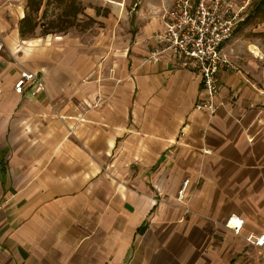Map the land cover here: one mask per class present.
<instances>
[{
	"label": "crops",
	"instance_id": "crops-1",
	"mask_svg": "<svg viewBox=\"0 0 264 264\" xmlns=\"http://www.w3.org/2000/svg\"><path fill=\"white\" fill-rule=\"evenodd\" d=\"M75 1L107 29L45 33L47 1L0 0V264H264V57L239 37L260 0L222 50L214 117L199 74L147 61L173 0H134L132 33L122 3ZM29 75L44 89L17 94Z\"/></svg>",
	"mask_w": 264,
	"mask_h": 264
},
{
	"label": "built area",
	"instance_id": "built-area-1",
	"mask_svg": "<svg viewBox=\"0 0 264 264\" xmlns=\"http://www.w3.org/2000/svg\"><path fill=\"white\" fill-rule=\"evenodd\" d=\"M250 3L251 0H244L243 5L239 6L235 0H173V7L165 14V30L156 36L159 46L147 59L148 62H159L165 54L170 53L186 68L199 74L202 95L195 109L210 117L216 116L222 106L217 99L219 75L221 69L229 64L222 56V50L239 30ZM2 51L0 41V54ZM31 83L37 84L38 89H44L40 77L29 75L16 84L17 94L22 95ZM190 183V180L183 183L178 197L187 215L191 214L188 198ZM242 225L241 221L235 226L236 233L241 231ZM255 245L264 258V235L258 238Z\"/></svg>",
	"mask_w": 264,
	"mask_h": 264
},
{
	"label": "rangeland",
	"instance_id": "rangeland-1",
	"mask_svg": "<svg viewBox=\"0 0 264 264\" xmlns=\"http://www.w3.org/2000/svg\"><path fill=\"white\" fill-rule=\"evenodd\" d=\"M45 1H47L46 15L43 20L44 23L42 24L45 27L43 29L45 33H58L64 31L66 29L65 27L69 26V24L75 20L78 30L81 28H84V30L86 28H92L93 31L99 32L101 31L99 30L101 26L107 29V24L98 23L89 18V16L83 15V17L78 20L77 15L83 13L84 10L81 4L75 1L77 5L73 2L74 0ZM112 1L122 3V6L119 5V12H116L117 15L120 14L118 19L120 20L119 24L123 26L121 20H125L126 22V29L122 27V31L132 33L135 29L132 23V16L135 15V10L137 9L134 0H88L87 5H89V8L95 10V13L103 14L107 17L111 15V10L114 8L113 6H115L112 4ZM123 15L125 17H123ZM128 16L130 21L127 20ZM239 33V37H241L244 43L258 47L262 51V56L264 57V16L262 14L256 13L255 17L243 26Z\"/></svg>",
	"mask_w": 264,
	"mask_h": 264
},
{
	"label": "trees",
	"instance_id": "trees-1",
	"mask_svg": "<svg viewBox=\"0 0 264 264\" xmlns=\"http://www.w3.org/2000/svg\"><path fill=\"white\" fill-rule=\"evenodd\" d=\"M44 0H30V5H31V10L34 13H39V11L42 8ZM255 13L262 14L264 16V0H260L256 5H255ZM31 19L27 16L26 19L24 20L23 27L21 29V32L23 35H26L27 33L32 32L36 26H34V29L28 27V22H30Z\"/></svg>",
	"mask_w": 264,
	"mask_h": 264
},
{
	"label": "bare ground",
	"instance_id": "bare-ground-1",
	"mask_svg": "<svg viewBox=\"0 0 264 264\" xmlns=\"http://www.w3.org/2000/svg\"><path fill=\"white\" fill-rule=\"evenodd\" d=\"M256 52V51H255ZM237 223V222H236Z\"/></svg>",
	"mask_w": 264,
	"mask_h": 264
}]
</instances>
